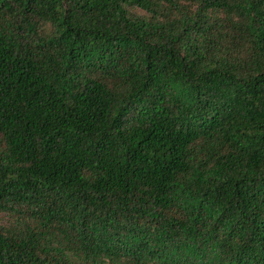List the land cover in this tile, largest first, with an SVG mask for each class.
Here are the masks:
<instances>
[{"label":"trees","instance_id":"obj_1","mask_svg":"<svg viewBox=\"0 0 264 264\" xmlns=\"http://www.w3.org/2000/svg\"><path fill=\"white\" fill-rule=\"evenodd\" d=\"M0 264H264V0H0Z\"/></svg>","mask_w":264,"mask_h":264}]
</instances>
